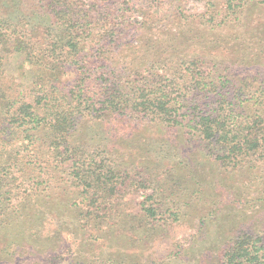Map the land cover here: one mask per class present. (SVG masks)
<instances>
[{
  "label": "trees",
  "instance_id": "16d2710c",
  "mask_svg": "<svg viewBox=\"0 0 264 264\" xmlns=\"http://www.w3.org/2000/svg\"><path fill=\"white\" fill-rule=\"evenodd\" d=\"M18 1L50 25L11 23L0 0V132L11 143L0 165V264H56L47 257L65 225L81 248L68 264H129L91 251L101 241L138 247L185 217L147 171L150 159L89 141L99 120L162 126L228 173L264 159V0H204L195 12L188 0ZM15 54L28 88L5 80ZM66 69L75 77L62 82ZM147 188L137 213H124L125 197ZM133 215L141 219L127 229ZM135 228L137 239L125 234ZM217 245L194 264H264V228Z\"/></svg>",
  "mask_w": 264,
  "mask_h": 264
},
{
  "label": "rangeland",
  "instance_id": "374dc122",
  "mask_svg": "<svg viewBox=\"0 0 264 264\" xmlns=\"http://www.w3.org/2000/svg\"><path fill=\"white\" fill-rule=\"evenodd\" d=\"M2 4L5 19L11 23L24 20L30 26L50 25L46 16L28 9L24 4L20 5L18 0H2ZM203 7L204 0L186 2V8L191 12L201 11ZM22 62L20 54L6 58L5 80H21L28 88L30 75L25 71L27 64L21 75ZM74 77L75 71L66 69L60 80L72 81ZM85 135L92 143L100 147H114L137 161L150 159L153 167L147 171H154L158 175L163 194L179 202L174 206L185 216L177 223L161 222L159 230L166 231L156 233L151 240H142L143 243L138 247H134L129 240L123 241L124 245L120 244L123 247L101 241L91 251L92 260L119 255L129 264H194L201 256H212L218 241L227 234L264 228V159L259 160L254 169L228 173L219 169L197 147L196 142H188L162 126L133 128V125L121 120H99L87 127ZM3 138L7 137L5 134L1 137L0 132V165L4 163L11 146L10 139L4 142ZM133 146L136 149H130ZM154 168L156 170H152ZM150 190H138L126 196L128 205L124 213H137L138 203L144 199L143 194ZM47 218L51 227L60 222L59 217L53 214H48ZM140 219L133 215V218L129 216L123 222H126L128 229L130 224H138ZM65 228L68 229H64L62 245L56 253L47 257L52 263L68 264L80 258V236L74 235L68 225ZM140 230H127L125 234L129 236L133 231L137 239ZM176 251L178 254H175Z\"/></svg>",
  "mask_w": 264,
  "mask_h": 264
}]
</instances>
